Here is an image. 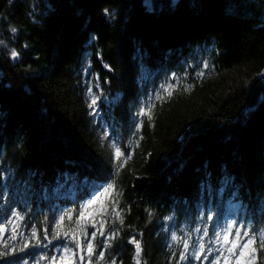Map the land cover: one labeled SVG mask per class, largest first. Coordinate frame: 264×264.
<instances>
[{"label":"trees","instance_id":"1","mask_svg":"<svg viewBox=\"0 0 264 264\" xmlns=\"http://www.w3.org/2000/svg\"><path fill=\"white\" fill-rule=\"evenodd\" d=\"M0 41V190L22 212L55 186L76 199L111 179L107 127L130 152L115 180L131 211L104 264H135L126 241L140 231L145 264H168L170 231L231 199L264 227V0H0ZM97 77L119 103L90 116ZM149 96L151 121L136 116Z\"/></svg>","mask_w":264,"mask_h":264},{"label":"snow or ice","instance_id":"2","mask_svg":"<svg viewBox=\"0 0 264 264\" xmlns=\"http://www.w3.org/2000/svg\"><path fill=\"white\" fill-rule=\"evenodd\" d=\"M13 2L14 0H7L9 5ZM32 7L35 8L36 5L33 4ZM104 12L111 16L108 9ZM31 18L33 23L39 22L35 19L34 13L31 14ZM10 31L17 33L18 28L10 26ZM92 38L95 39V36ZM3 43L4 41H0V44ZM20 55L21 53L15 48L9 52L12 61H17ZM203 66L209 67L207 62ZM105 67L111 68L110 65ZM204 74L203 71L199 73L201 76ZM258 75L264 77V73ZM96 80L95 84L89 82L86 85L85 96L90 116H100L101 101L108 105L119 103V97L105 96L99 77ZM162 87L168 96L173 95L171 89H174L175 85ZM188 87L190 88L191 85ZM93 88L99 89V94H96ZM155 98L161 99L159 92ZM152 107L151 96L147 105L141 100L136 116H147L151 121ZM142 124L141 120L136 125L137 128L142 127ZM105 137L109 138L107 143L110 146V154L106 159L115 169L114 173H110L112 178L86 185L82 189V194L72 202L74 207L71 209L60 210L57 207L52 210L51 214L45 216L41 222L42 235L37 223H32L31 228L26 232L19 231L25 227V221L31 210L22 212L19 206H5L4 214L0 216V221H4L0 222V236L9 231V224L11 235L8 240L0 241V264H41V262L44 264H104L106 262L108 253L115 250L118 240L122 238V228L117 227V223L120 226L125 224V213L131 211V205L126 209L121 206L124 193L117 188L115 180V175L125 167L130 156L126 155V151L111 139V130L107 127L102 130V142ZM3 175L0 174V177ZM200 215L211 222V227L209 223L202 222L197 217L195 227L191 231H184L182 235H179L176 230L170 231L166 240L167 246L172 251V255L168 257V264H172L173 258L177 257V250L173 248L174 244L181 246L175 264H209V262L210 264H262L264 231L257 234L254 216L252 219L246 215L237 219L235 215H224L222 211H213L211 208L201 211ZM148 216L151 220L153 213L149 212ZM173 219L174 216L171 214L163 217V220L168 222ZM262 219H264V210H262ZM186 227L181 225L182 229ZM194 232L199 233L195 239H193ZM138 235L140 239H137V235H132L126 241V245L134 246L135 264H145L143 260L146 251L143 240L144 231H140ZM29 249L39 251V255L31 261L19 255L27 254ZM117 260V256H112L110 264H117Z\"/></svg>","mask_w":264,"mask_h":264},{"label":"bare ground","instance_id":"3","mask_svg":"<svg viewBox=\"0 0 264 264\" xmlns=\"http://www.w3.org/2000/svg\"><path fill=\"white\" fill-rule=\"evenodd\" d=\"M15 189L18 191V192H20L21 194H23V192L24 191H29L30 193H32L30 190H28V189H25L24 187H22V186H19V185H16L15 186ZM60 190H62V188L58 185V186H55L54 187V192H56V191H60ZM33 194V193H32ZM65 194H67L66 192H65ZM10 196H15L16 194H14L13 193V195L10 193L9 194ZM38 204H40L39 202H38ZM29 205H27V210H31L32 209V206L33 205H30L29 207H28ZM43 212H49L48 211V209L47 208H45V209H43ZM30 214L34 217V218H32L31 220H29V223H35V222H37V217L35 216V212H33V210H31V212H30ZM42 225V224H41ZM43 226V225H42Z\"/></svg>","mask_w":264,"mask_h":264},{"label":"rangeland","instance_id":"4","mask_svg":"<svg viewBox=\"0 0 264 264\" xmlns=\"http://www.w3.org/2000/svg\"><path fill=\"white\" fill-rule=\"evenodd\" d=\"M237 209H238V204L237 203H235V202H229L228 203V211L229 212L236 213Z\"/></svg>","mask_w":264,"mask_h":264}]
</instances>
